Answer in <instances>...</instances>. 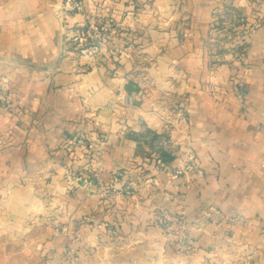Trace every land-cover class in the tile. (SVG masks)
<instances>
[{
    "label": "crops",
    "instance_id": "obj_1",
    "mask_svg": "<svg viewBox=\"0 0 264 264\" xmlns=\"http://www.w3.org/2000/svg\"><path fill=\"white\" fill-rule=\"evenodd\" d=\"M67 1L0 0V93L6 98L0 110V264H67L64 248L73 239L80 264H146L155 229L180 216L199 226L186 264H264V23L254 26L246 63L239 64L228 47L214 43L213 17L227 14L226 0H71L82 8L61 12ZM164 14L170 16L167 27L145 20ZM257 15L264 16V5ZM91 19L109 22L104 47L114 46V35L128 46L137 34L134 44L143 54L113 59L102 49L94 58L78 55L68 29ZM126 19L131 23H120ZM150 34L156 42L149 43ZM145 60L159 70L134 72L132 65ZM169 67L180 82L172 95L162 79ZM152 76L157 86L147 82ZM123 93L132 105L120 104ZM167 95L176 99L175 113L185 123V131L179 125L170 136L161 106ZM114 112L129 129L109 135L102 178L124 168L119 187L138 178L129 171L134 164L159 184L140 209L128 203L125 213L114 207L108 217L95 211L97 197L70 179L80 163L68 160L65 149L88 130L86 116L110 121ZM162 134L169 136L166 152L157 148ZM184 143L194 149L203 172L188 183L184 176L166 175L182 164ZM158 151L164 152L160 171ZM35 178L45 198L37 197ZM54 193L63 199L55 202L67 207L60 226L48 220L45 209ZM209 207L237 220L217 226L205 217ZM117 240L128 244L117 247ZM173 254L171 248L166 252Z\"/></svg>",
    "mask_w": 264,
    "mask_h": 264
},
{
    "label": "rangeland",
    "instance_id": "obj_2",
    "mask_svg": "<svg viewBox=\"0 0 264 264\" xmlns=\"http://www.w3.org/2000/svg\"><path fill=\"white\" fill-rule=\"evenodd\" d=\"M239 3V4H238ZM227 10L226 15L222 17H213V25H215L212 28V31L217 33V37L214 40V43H219L225 47H228V53H239V51H246V45H247V39L254 35L253 32L255 31V25L264 23V16H258L257 15V9L260 8L262 5H264V0H226ZM244 8L246 10V14L240 13V10L236 9ZM225 12V11H224ZM154 15H148L147 19H145L149 26L158 25L167 27L169 26V23L166 25L163 23H166L170 20L169 15H163L162 18ZM216 18V19H215ZM187 17L183 18L185 22H187ZM224 21V24H221L219 20ZM92 21H97L95 19H91ZM90 20V21H91ZM135 23V19H133ZM88 21V20H87ZM99 22H106L105 19L98 20ZM120 23H126L127 25L131 23V20L126 19L122 20ZM80 25H84L80 24ZM182 26H184L182 24ZM77 26L72 27L68 29V35L66 36L68 41L72 43V48H75V51L78 53V55L87 56L89 58L96 57L102 49L106 52L107 55H109L111 58H118L119 56H125L130 55L134 57V55H137L138 58H140V55H142V49H138V45L134 44V40L137 38H140V35L137 36V34H134L133 41L129 43L127 46L124 41V38H119L114 35V38L116 40L112 41L117 44V46L114 44L112 47H104L103 41L101 43H97L95 41L88 40L84 45L79 44V39L75 40V29ZM239 27L240 30H236V28ZM109 28V26H108ZM235 28V30H233ZM239 31V32H238ZM242 32V33H240ZM136 33V32H135ZM145 33V32H143ZM108 34V32H107ZM106 34L105 40L108 39V35ZM137 36V38H136ZM113 37V36H112ZM160 39V38H159ZM158 39V40H159ZM121 40V41H120ZM152 40H157V37H152L150 34L148 41L149 43ZM123 45V47H120L118 45ZM131 44V45H130ZM238 47V48H237ZM131 51V52H130ZM138 60V59H137ZM134 72H140L144 71L146 72L148 69L150 70H159V65L154 63H148V60H145V64H133ZM165 76L162 77L164 79V88L167 91L166 93L168 95H172V91L178 90L179 86V80H177V77L175 76V72L172 69V67H169L167 71H165ZM147 82H150V86H152V82H154V76L151 77V79H146ZM85 86H88L87 82H84ZM154 86H157L158 83L154 82ZM160 85V84H159ZM166 100H164V105L161 104L163 112L166 114L169 120H167V130L166 134L170 136V131L173 127H178L181 125V128H179L180 131H185V123H184V116L178 115L179 112L176 111L178 107L173 106L175 104L176 99L172 96H168ZM122 99V98H121ZM129 101L128 97H125L121 101ZM6 104V102H5ZM4 104V105H5ZM121 105H125L120 103ZM166 105V106H165ZM177 112V113H175ZM86 115L89 114V112L85 113ZM120 113L114 112L111 114L110 121L105 119L104 117H98V115L93 114V116L90 114L86 116L85 118V125L88 127V130L85 132V134H80L77 136H74L70 139L69 143L66 145V157L70 161H76L80 163V167L77 169L76 172L72 173L70 175V179L74 183H78L80 187L84 190V192L88 196L95 195L97 207L95 206V211H99L100 216H108L113 217L114 213L112 212L111 208L116 207L119 209L118 211L125 213V207L126 204L131 203L134 208L140 209L142 201H144V197L151 198L153 194L155 193L152 187L157 186L159 184L158 178L155 175L152 174H146V173H140L135 171L134 164H131V173L133 175H137L138 178H132L125 181L122 185L119 187L115 184H118L119 181V173L123 172L125 170L124 168H117L116 171H110V177L109 179H104L101 176V172L103 169H105V148L108 145V137L111 133H117L120 134V131H128L129 126L125 125L123 120L120 119ZM109 123H108V122ZM175 125V126H173ZM114 131V132H113ZM166 134H162L163 141L160 144L157 143V148L159 150H162L166 152V150H169L168 146H170L168 143L169 136ZM148 139V137L146 138ZM172 141V140H171ZM159 142V141H157ZM165 147V149L163 148ZM184 151L188 148V144H183ZM162 151H158L159 154H161ZM183 151V152H184ZM163 152V153H164ZM157 153V154H158ZM73 155V156H72ZM71 157V158H70ZM126 168V167H125ZM156 171H160L159 169L155 168ZM67 172L68 169L66 168ZM71 170V168H70ZM49 172V171H47ZM167 177L170 180H173L172 175L167 174ZM77 176V177H76ZM75 179H74V178ZM68 181H71V180ZM75 180V181H74ZM36 185L35 188L37 189L38 196L37 197H43L45 198L44 192L42 191L41 183L38 181L37 178H35ZM96 186L98 187L96 189ZM154 192V193H153ZM42 193V194H40ZM42 198V199H43ZM50 199V200H49ZM47 201L46 208L49 212L47 214L48 220L55 223L56 226L61 225V220L64 216L67 215V207L66 203H63V205L57 204L58 201H62V197L59 193L50 194V198ZM169 199V198H168ZM57 201V202H55ZM95 203V205H96ZM91 216L97 217V214L95 212L91 213ZM206 217V216H205ZM90 218V217H89ZM172 220L169 219V221L162 227H158L154 231L153 240L154 244L152 245V258L146 263V264H186L185 261H187V253L186 251L188 248L182 249L184 247L181 243L175 241V233L170 228L172 225ZM190 222V221H189ZM194 222V221H193ZM191 221V223H193ZM196 223V222H195ZM63 226V225H62ZM97 228L101 227L99 225H95ZM196 226H198L196 224ZM218 226V225H217ZM105 227V225H104ZM106 230H108L106 228ZM79 234H76V238H79ZM76 239H73L72 245H67L65 249L72 250V254L74 253L75 260L77 259L78 264L81 262V255H79L77 242H75ZM77 241V240H76ZM75 243V244H74ZM123 240H117V247H124V245H127ZM89 245V244H88ZM90 246V245H89ZM173 249L174 254L173 255H166V252L168 249ZM65 256V261L67 264H70V259ZM151 257V256H150ZM144 260L141 261L139 264H144ZM159 262V263H158ZM134 264V263H131ZM137 264V263H136Z\"/></svg>",
    "mask_w": 264,
    "mask_h": 264
},
{
    "label": "built area",
    "instance_id": "obj_3",
    "mask_svg": "<svg viewBox=\"0 0 264 264\" xmlns=\"http://www.w3.org/2000/svg\"><path fill=\"white\" fill-rule=\"evenodd\" d=\"M71 0H68L67 3H65L61 8V12L66 11L68 9L73 10V6H75L77 9H81L82 5L80 3H75L74 5H71ZM110 21V20H109ZM108 26L109 22H99V21H88L84 25L77 26L75 29V37L74 39H79V44L84 45L88 40L95 41L97 43H101V41L104 40L106 37V34L108 32ZM230 57H232L236 62L239 64H245L247 60L246 51H239V53H231ZM242 85L239 84L237 88V96L240 100L243 99V91H242ZM122 99H124L126 96L124 93L122 94ZM129 101H121L122 104H125L126 106L132 105V99L129 98ZM6 102L5 95L3 93H0V110L3 109L4 104ZM199 160L198 157L194 151L193 148L188 146L186 148V151L184 152V159H182V164H179L175 169L167 170V174L172 175L173 178L178 177L179 175L184 176L185 181L188 183L192 179L201 178L202 177V170L199 166ZM156 168L159 170H162L165 168V163L163 160L158 156L156 158ZM205 216L210 219V221L214 224L220 225L222 221H225L227 223L235 222L237 219L236 217H229L226 216L221 210L216 209L214 207H209L205 211ZM171 229L175 233V241L181 243L184 247L182 249L188 248L190 239L193 237L194 230H198L199 226H196V223L186 221L183 217H177L174 220L171 221ZM72 250L65 249L64 254L66 257L70 259V264H78L77 259L75 260L74 253L72 254Z\"/></svg>",
    "mask_w": 264,
    "mask_h": 264
},
{
    "label": "water",
    "instance_id": "obj_4",
    "mask_svg": "<svg viewBox=\"0 0 264 264\" xmlns=\"http://www.w3.org/2000/svg\"><path fill=\"white\" fill-rule=\"evenodd\" d=\"M64 54V46L62 45V47H61V55H63Z\"/></svg>",
    "mask_w": 264,
    "mask_h": 264
},
{
    "label": "trees",
    "instance_id": "obj_5",
    "mask_svg": "<svg viewBox=\"0 0 264 264\" xmlns=\"http://www.w3.org/2000/svg\"><path fill=\"white\" fill-rule=\"evenodd\" d=\"M158 155L160 156V158H163V156H162V155H163V153H162V154H159V153H158ZM162 160H163V159H162ZM164 160H165V159H164Z\"/></svg>",
    "mask_w": 264,
    "mask_h": 264
}]
</instances>
